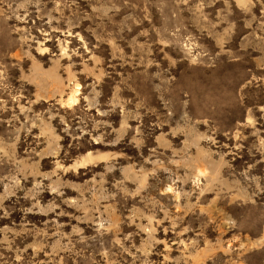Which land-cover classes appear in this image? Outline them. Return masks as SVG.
<instances>
[{"label":"clouds","instance_id":"9594fccd","mask_svg":"<svg viewBox=\"0 0 264 264\" xmlns=\"http://www.w3.org/2000/svg\"><path fill=\"white\" fill-rule=\"evenodd\" d=\"M0 264H264V0H0Z\"/></svg>","mask_w":264,"mask_h":264}]
</instances>
